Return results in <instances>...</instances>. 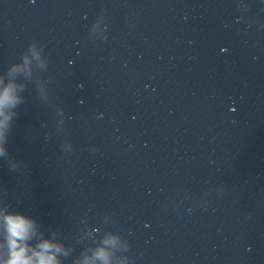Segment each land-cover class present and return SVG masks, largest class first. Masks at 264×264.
I'll return each mask as SVG.
<instances>
[{
  "label": "clouds",
  "instance_id": "clouds-1",
  "mask_svg": "<svg viewBox=\"0 0 264 264\" xmlns=\"http://www.w3.org/2000/svg\"><path fill=\"white\" fill-rule=\"evenodd\" d=\"M16 103L17 98L12 85L0 92V116L4 117L0 120V156L5 154L4 129L9 119L4 110ZM33 224L34 222L25 214L18 212L4 216L7 258L3 260V264H58L53 251V249L59 251L56 245L43 241L33 247L28 243L32 235ZM96 256L107 264V253L103 249L98 250Z\"/></svg>",
  "mask_w": 264,
  "mask_h": 264
}]
</instances>
